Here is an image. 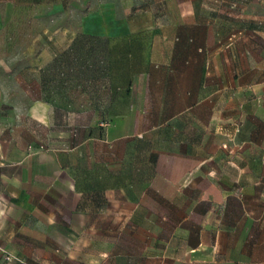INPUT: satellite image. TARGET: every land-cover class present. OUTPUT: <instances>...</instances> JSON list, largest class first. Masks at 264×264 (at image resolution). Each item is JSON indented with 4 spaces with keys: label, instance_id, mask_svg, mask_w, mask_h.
I'll list each match as a JSON object with an SVG mask.
<instances>
[{
    "label": "crops",
    "instance_id": "obj_1",
    "mask_svg": "<svg viewBox=\"0 0 264 264\" xmlns=\"http://www.w3.org/2000/svg\"><path fill=\"white\" fill-rule=\"evenodd\" d=\"M189 1L158 15L145 0H0V87L29 86L9 57L39 70L87 25L106 24L108 3L114 30L99 34L123 45L131 73V108L109 118L153 121L131 134L109 127L102 146L85 124L67 150L12 143L13 160L0 161V202L11 204L0 247L19 260L0 252V264H264L261 3L239 0L234 17L214 18L207 0ZM24 92V118L56 119L51 102ZM5 104L15 111L0 131L14 135L22 107Z\"/></svg>",
    "mask_w": 264,
    "mask_h": 264
},
{
    "label": "rangeland",
    "instance_id": "obj_2",
    "mask_svg": "<svg viewBox=\"0 0 264 264\" xmlns=\"http://www.w3.org/2000/svg\"><path fill=\"white\" fill-rule=\"evenodd\" d=\"M145 1L155 11H158V15H171L173 3L178 2L182 7L186 6V3H190L189 0ZM257 1L261 3L258 11L261 16H264V0ZM210 2L211 4L207 0V6L211 9L210 14L214 18L226 15V11L229 12L227 15L234 17V11H237L239 0H210ZM231 2H233V4H230L232 8L228 11L225 6H229ZM100 7L102 8V19L106 21V24L87 25L85 35L81 36L80 40L75 41L70 49L57 57L56 60L52 59L43 64L39 70L24 66L25 59L19 57L8 58L9 62L14 63V65H23L24 70L20 72V76L25 84L28 83L30 87H19L12 81H5L9 84L8 87H0V113L5 114L4 121H0V127L4 126L6 122L12 123L11 117L13 111H15L12 104L2 106V98H7L9 102L16 101L17 106L22 107V112L18 113L21 119L17 122L18 127L16 128H18V131H15L14 135L4 133V130L3 132L0 131V161L4 162L5 165L6 162L13 160L12 143L23 146L25 153H33L34 150L49 152L50 149L57 147L66 148L67 150L68 145L71 144L69 140L71 138L76 140V135H79L80 128L85 127V124L87 129L95 127L97 133L102 137L97 143L102 146L110 141L107 137L109 127H112L113 134H124L126 130L131 134L144 130L153 122L152 119L147 117V114L141 115L137 112L135 113V119H127L126 121L124 119L114 120L109 118V114L123 113L131 108L126 98L130 89L125 87L131 73L124 69L126 56L124 55L123 45L114 46L112 40L99 34L101 32H112L114 30L113 26H115L112 25V12L107 8L108 3H103ZM216 21L218 22V19ZM116 26L119 28L123 25ZM237 32L241 33L242 31L237 30ZM25 42L27 43L26 40L21 41V43ZM0 58L3 59V57ZM4 76L5 73L0 71V78ZM25 90L32 92L34 96L51 102L54 108L53 111L56 113V119L53 118L48 121V124H42L27 117L24 118V107L27 106L28 102ZM137 106V108L143 109L148 104L139 103ZM91 108L97 110V114L92 119L69 113L65 114V111L76 112L78 109ZM61 114H65V118L61 117ZM115 142L121 145L124 144V139L117 137L112 140V144ZM10 167L7 166L5 169ZM9 205L11 207L9 202H0L1 222L7 219L6 214ZM117 219V217H112V224H115ZM104 222L106 221L103 220L102 223ZM0 252L6 261L19 260L18 254L8 248L0 247Z\"/></svg>",
    "mask_w": 264,
    "mask_h": 264
},
{
    "label": "trees",
    "instance_id": "obj_3",
    "mask_svg": "<svg viewBox=\"0 0 264 264\" xmlns=\"http://www.w3.org/2000/svg\"><path fill=\"white\" fill-rule=\"evenodd\" d=\"M84 35H85L84 33L78 35V36L74 39V41L72 42V44H74L75 41L80 40L81 36H84ZM72 44H71V45H72ZM71 45H70V46H71ZM70 46H69L67 49L63 50L60 54L56 55V56L53 58V60H56L57 57H59L60 55L64 54L65 51L69 50V49H70ZM46 101H48V100L46 99ZM48 102H49V101H48Z\"/></svg>",
    "mask_w": 264,
    "mask_h": 264
}]
</instances>
